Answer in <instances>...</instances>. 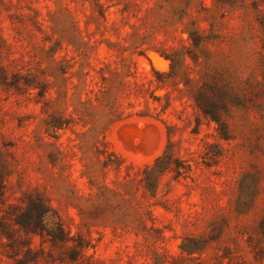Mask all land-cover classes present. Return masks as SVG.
<instances>
[{
	"label": "rangeland",
	"instance_id": "rangeland-1",
	"mask_svg": "<svg viewBox=\"0 0 264 264\" xmlns=\"http://www.w3.org/2000/svg\"><path fill=\"white\" fill-rule=\"evenodd\" d=\"M0 264H264V0H0Z\"/></svg>",
	"mask_w": 264,
	"mask_h": 264
},
{
	"label": "trees",
	"instance_id": "trees-1",
	"mask_svg": "<svg viewBox=\"0 0 264 264\" xmlns=\"http://www.w3.org/2000/svg\"><path fill=\"white\" fill-rule=\"evenodd\" d=\"M170 160H171V156H169L168 158L159 157L153 166L146 169L145 171L146 175L151 176L153 178V173H154L156 175V177H154V182H156L159 173L163 172L170 166Z\"/></svg>",
	"mask_w": 264,
	"mask_h": 264
}]
</instances>
